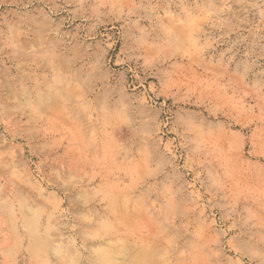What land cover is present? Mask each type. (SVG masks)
Masks as SVG:
<instances>
[{
  "label": "rangeland",
  "instance_id": "1",
  "mask_svg": "<svg viewBox=\"0 0 264 264\" xmlns=\"http://www.w3.org/2000/svg\"><path fill=\"white\" fill-rule=\"evenodd\" d=\"M0 264H264V0H0Z\"/></svg>",
  "mask_w": 264,
  "mask_h": 264
}]
</instances>
